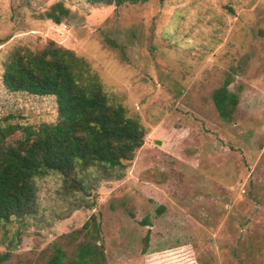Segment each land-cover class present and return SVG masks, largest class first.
Wrapping results in <instances>:
<instances>
[{
    "label": "rangeland",
    "instance_id": "obj_1",
    "mask_svg": "<svg viewBox=\"0 0 264 264\" xmlns=\"http://www.w3.org/2000/svg\"><path fill=\"white\" fill-rule=\"evenodd\" d=\"M48 41L84 59L146 137L123 167L35 179L29 214L0 225V264H49L53 245L70 259L86 241L101 264H264V0H0L1 124L56 120L54 98L3 84L14 49ZM225 79L230 122L212 101Z\"/></svg>",
    "mask_w": 264,
    "mask_h": 264
},
{
    "label": "trees",
    "instance_id": "obj_2",
    "mask_svg": "<svg viewBox=\"0 0 264 264\" xmlns=\"http://www.w3.org/2000/svg\"><path fill=\"white\" fill-rule=\"evenodd\" d=\"M92 5H143L151 0H85ZM68 14L63 6L47 15L55 24ZM3 84L8 92L52 97L53 123H0V225L28 215L35 201L34 180L50 172L64 175L78 167L120 168L130 163L144 144L146 132L124 107L110 102L88 63L72 51L48 41L39 50L14 49L4 63ZM228 79L212 94L218 116L230 122L237 104L227 91ZM19 134L16 139H12ZM162 210V208H161ZM89 239L100 233L95 216L83 225ZM101 264L104 253L96 242H81L73 258L53 245L49 264Z\"/></svg>",
    "mask_w": 264,
    "mask_h": 264
},
{
    "label": "water",
    "instance_id": "obj_3",
    "mask_svg": "<svg viewBox=\"0 0 264 264\" xmlns=\"http://www.w3.org/2000/svg\"><path fill=\"white\" fill-rule=\"evenodd\" d=\"M156 144L158 145V144H159V142H156Z\"/></svg>",
    "mask_w": 264,
    "mask_h": 264
}]
</instances>
